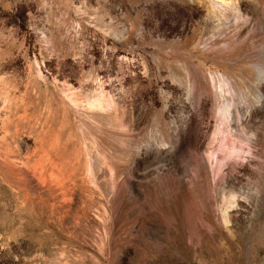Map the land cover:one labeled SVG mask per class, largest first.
<instances>
[{
	"label": "rangeland",
	"instance_id": "rangeland-1",
	"mask_svg": "<svg viewBox=\"0 0 264 264\" xmlns=\"http://www.w3.org/2000/svg\"><path fill=\"white\" fill-rule=\"evenodd\" d=\"M124 108L138 146L162 121L165 187L140 152L113 210L79 180L93 137L117 145L79 115ZM36 166L77 179L72 201ZM38 227L48 264H264V0H0V264H45L26 245Z\"/></svg>",
	"mask_w": 264,
	"mask_h": 264
},
{
	"label": "bare ground",
	"instance_id": "bare-ground-1",
	"mask_svg": "<svg viewBox=\"0 0 264 264\" xmlns=\"http://www.w3.org/2000/svg\"><path fill=\"white\" fill-rule=\"evenodd\" d=\"M223 3L225 4L226 1ZM189 93H190V96L192 98L195 94L194 84H192ZM71 100L73 101V99H71ZM109 105H111L113 108H115V106L112 105L111 103ZM104 107H105V104H104L103 99L102 98H96L91 103V105L89 106V109L91 110L89 112H92L93 110L94 111H97V110L103 111ZM230 108H231L230 105L224 106V118H225V121H226L228 126H231V122H232L231 114H230ZM124 109L122 111L120 110L121 112L119 115H116V113L110 114V115H88V114L87 115L86 114L85 115H79V117L85 122V123L83 122L84 127H86L87 123L91 126H94L95 129L99 133H101L103 135V137H105L109 142H112V143L117 145V149L115 151L106 150L102 154H100L98 152V148L101 145V143L103 142L104 138H102V136L100 139L93 137L90 149L87 150L86 156H83V157H85V160H86V166L84 165L85 172H84V175L82 176V178L79 180V182L83 183L84 186L88 185L89 187H92L95 191L99 192L104 197H106L109 202H112L113 210L116 209L117 205L122 201V196H123L125 191L132 192L131 186L128 183V181L134 177V172H135V170H137L138 163L140 162L138 160V156L140 155V152H142V155L147 156V159L145 161L147 168L154 170L153 174L149 177V181H148L152 184L151 189L154 192V195H158L160 193V190L163 187H165V141H162V138H165V131L163 129L164 126H163L162 121L159 120L158 127L154 131L152 136L146 138V141L144 142V144L142 146H138L136 144V138H135L136 133L134 134V132L138 129V127L140 125L138 115L131 114L132 111L130 112V111L126 110L127 108H124ZM99 117L102 120L99 119L100 121H98L97 118H99ZM177 128L178 127L175 123L173 125V133H172L175 139L178 136V131H177L178 129ZM230 131H231L230 133H232V136H235V134H233V131L232 130H230ZM136 132H138V131H136ZM138 136H139V134H138ZM169 148L171 150H173L175 148V144H169ZM190 156H191L190 160H188L189 164H190V169H188L182 173L184 175L187 173L189 176H191L193 185H196L198 183L199 169H200V156H199L198 150L196 148H194L192 150V155H190ZM41 165H40V167H41ZM40 167L36 166V168H32V169H34L32 171V173H33L32 175L34 176L33 178H34V180H36L37 185L39 187H41V189H42V187H46V188L52 189V191L54 190L55 192H57L54 194H58L60 196L61 201H59V203L62 202V205H63V203H65L69 200L72 201L71 196L75 192L74 189L78 186V183H77L78 180L76 179L77 180L76 181V180L70 179L68 177V175H66V176H63V174L60 175L59 172H58V174L52 172V173H49L48 175H46V173L44 172L45 167H43L44 168L43 170ZM55 167H57V166H55ZM186 168H188V167H186ZM82 170H84V169H82ZM19 172H20V174H18V175L21 176L19 183L22 182L26 185V188L27 187L30 188L32 180H31V175H30L29 171L24 169V170L19 171ZM89 187H87V188H89ZM20 188H21V186H20ZM33 189H34V187H33ZM33 189H32V191H34ZM23 190L24 191L26 190L25 187L23 188ZM35 191H38V189ZM42 191H43V189H42ZM21 192H22V190H21ZM30 193H29V196H31ZM24 195L25 196L27 195V190H26V193ZM52 195H51V197H53V198L55 196H57V195H55V196H52ZM32 199L33 198H31V200ZM38 199H39V197H38ZM29 200H30V198L27 200V203ZM54 201H55V199H54ZM71 201H69V202H71ZM49 205H47V206H49ZM51 206H53L52 207V210H53L55 205L52 204ZM59 206L61 207V204H59ZM62 207H64V206H62ZM43 225H44V223H43ZM103 225H105V224H103ZM40 230H41V228H39V227L35 228L34 230H31V236L32 237L30 238L28 243H26L27 248L30 250L32 247L37 245V246H39V249H38V252L36 254H34L33 256H30L29 258L30 259L39 258V260L41 259L45 264H48L51 262V260H49L50 258L47 257L48 252L46 254L49 238H48V234L39 233ZM41 232H43V230ZM34 250L35 249H33L32 251H34ZM101 252L103 255H105L104 250H102ZM123 257H124V255L121 256V258H123Z\"/></svg>",
	"mask_w": 264,
	"mask_h": 264
}]
</instances>
